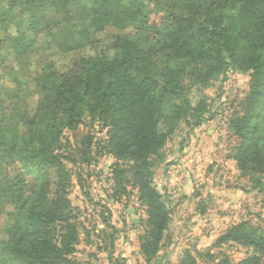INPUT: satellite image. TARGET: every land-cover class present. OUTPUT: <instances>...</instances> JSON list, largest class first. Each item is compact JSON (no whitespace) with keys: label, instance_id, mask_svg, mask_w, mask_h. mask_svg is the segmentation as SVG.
Returning a JSON list of instances; mask_svg holds the SVG:
<instances>
[{"label":"trees","instance_id":"16d2710c","mask_svg":"<svg viewBox=\"0 0 264 264\" xmlns=\"http://www.w3.org/2000/svg\"><path fill=\"white\" fill-rule=\"evenodd\" d=\"M9 4L26 24L0 38V69L9 61L24 66L4 89L15 102L5 107L0 101V264H91L76 257L88 230L70 199V167L81 183L85 167L105 156L115 160L110 198L120 202L136 191L146 211L139 255L151 264L172 220L155 183L168 142L179 124L193 129L205 122L207 98L194 104L187 96L229 69L249 74L251 85L233 104L229 129L236 143L227 158L244 175L264 173V0ZM154 13H162L160 22L151 21ZM98 37L104 51L91 55L88 46ZM172 98L183 101L168 105ZM96 122L104 138L93 133ZM100 207L109 213L103 224L115 230L112 213ZM258 219L264 225V217ZM261 229L242 221L218 244L251 251L238 264H264ZM106 230L98 239L107 243L109 263L126 264L115 257V234ZM187 254L180 264H232L228 258L217 262L210 251Z\"/></svg>","mask_w":264,"mask_h":264},{"label":"rangeland","instance_id":"374dc122","mask_svg":"<svg viewBox=\"0 0 264 264\" xmlns=\"http://www.w3.org/2000/svg\"><path fill=\"white\" fill-rule=\"evenodd\" d=\"M161 17L162 13H154L151 21L158 23ZM25 24L26 17L16 15L9 0H0V38L14 35ZM142 37L151 44L149 35ZM103 39L98 37L99 43L88 46L89 54L104 51ZM21 67V62L9 61L0 69L2 106L15 102L4 89H11V81ZM250 85L249 74L229 69L215 76L208 87L194 89L187 96L194 104L207 98L210 112L200 127L192 129L184 122L179 124L166 147V163L158 170L155 183L164 195V203L172 210V220L164 248L151 264H180L188 258L187 252L195 256L205 251L212 252L217 262L228 258L232 264H238L251 251L237 244H218V238L230 226L246 220L262 226L260 236L264 237V225L258 219L264 217V173L244 175L236 162L227 158L236 143L229 129L233 104L237 105L248 93ZM182 101L172 98L168 105ZM89 129L91 126L82 127L86 132ZM92 130L98 139L105 137L106 131H101L99 122ZM114 162L112 157L105 156L90 169L85 167L87 177L81 183L77 170L70 167V199L81 210V222L88 230L81 233L76 257L81 262L110 264V250H104L107 243L98 239V234L107 229L102 216L109 213L100 207L104 205L112 213L111 225L115 230L108 228L105 233L109 237L115 234V257L125 258L126 264H147L139 255L144 236L141 222L147 214L136 191L120 202L110 198ZM88 172L92 176L88 177Z\"/></svg>","mask_w":264,"mask_h":264}]
</instances>
